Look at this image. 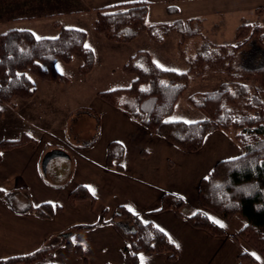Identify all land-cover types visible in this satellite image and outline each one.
<instances>
[{"label":"crops","instance_id":"obj_1","mask_svg":"<svg viewBox=\"0 0 264 264\" xmlns=\"http://www.w3.org/2000/svg\"><path fill=\"white\" fill-rule=\"evenodd\" d=\"M86 1L88 7L94 9L117 3L148 1V22L201 18L204 31L211 37H221L226 31L229 33L230 28L231 32L236 31L241 20H249L250 16L264 18V0ZM258 8L262 10L258 12ZM31 9H36V0H0V25L12 23V26L4 27H11L9 30L28 29L35 33L37 19L30 14ZM22 16L26 18L21 19ZM25 24L27 26H21ZM31 24L35 27L31 28ZM228 25L231 26L227 28ZM101 42L114 52H123L131 44L108 45L109 41ZM117 47L120 48L116 50ZM136 51L133 50L129 58ZM148 51L157 60L154 50ZM78 64L80 66L81 62ZM97 66L96 59L94 70L86 78L93 76ZM123 78H128L127 85L134 79L128 74ZM50 86L53 91L48 94L55 97L65 94L64 88L70 85ZM38 94L37 91L33 97L37 115H32L38 117L41 125L49 123L47 121L51 125L42 127V137L33 134L36 128H25L24 132L30 133L37 142L4 151L0 159V189L7 193L0 194V259L26 255L46 245L57 244L70 227L95 224L103 216L107 223L71 236L72 241L83 248V257L78 256L74 248L61 245L52 258L38 264H127L123 249L128 243L110 222L118 207L123 206L144 221L156 224L179 250L176 260H172L167 252L141 253L140 264H240L239 255L244 252L251 253L264 264V256L240 236L247 223L243 218L236 216L225 220L203 208L199 200L200 180L214 165L220 160L243 154L236 138L232 141L225 133L216 130L206 137L200 150L187 152L165 138L151 134L125 112L99 98L90 106L91 113H88L94 117L92 120H97V133L84 144H65L61 127L57 129L52 123L53 118L59 119L57 114L54 115L55 109H50V113L45 111L49 105L39 102L43 94ZM112 141L125 148L124 157L116 162L123 167L122 171L108 165V146ZM51 154L56 155L44 168L43 162ZM80 185L89 189L96 198L95 202L89 199L70 202V193ZM167 193L185 199L184 216L171 209H162L163 197ZM42 203H52L62 206V209L53 218L28 211L30 206ZM199 210L205 211L219 226L223 225L225 234L213 235L192 226L185 216Z\"/></svg>","mask_w":264,"mask_h":264},{"label":"trees","instance_id":"obj_2","mask_svg":"<svg viewBox=\"0 0 264 264\" xmlns=\"http://www.w3.org/2000/svg\"><path fill=\"white\" fill-rule=\"evenodd\" d=\"M149 5L148 1H131L98 8L95 29L110 41L123 43L131 42L144 31L158 42L172 31H178L183 41L201 33V18L148 23ZM261 10L257 9L258 12ZM54 25L60 28L56 37H37L28 29H12L0 34V103L33 97L37 88L31 75L51 82H69V77L59 72V62L70 63L77 57L82 60L79 67L82 75L87 76L94 70L96 54L87 45V33L78 28L63 27L57 22ZM253 40L264 44V25L259 21L243 19L236 28L234 42L222 44L204 40L195 56L186 59L190 66L186 71L166 69L147 51H138L122 68L125 74L134 77L130 86L100 91L97 95L125 112L151 134L159 135L187 152L200 150L206 137L216 130L235 129V138L243 154L220 160L214 165L200 180L199 200L203 208L225 220L236 216L243 218L247 223L240 236L264 255V65L255 69L234 67L239 50ZM207 72L228 74L233 79L239 73H251L256 85L233 80L223 83L217 90L194 93L188 100L202 112L204 118L198 121L170 119L191 78ZM34 141L26 134L19 139L1 141L0 159L4 151ZM124 154L125 148L121 143L110 142L108 165L122 171L123 167L116 162ZM0 194L6 193L0 189ZM88 199L96 200L83 185L69 195L71 203ZM185 204L183 197L167 193L163 197L162 209H171L184 216L182 210ZM61 209L62 206L42 203L30 206L28 211L44 218H53ZM185 217L196 228L205 229L213 235L225 234L224 229L203 210ZM110 222L128 243L123 249L127 264H140L141 253L167 252L172 260L178 258L177 246L163 230L127 208L118 207ZM103 223L107 222L102 216L95 224L74 225L59 243L46 245L26 255L1 258L0 264H38L52 258L56 248L61 245L74 248L77 255L83 257V248L75 244L71 236ZM239 260L240 264H261L249 252L240 254Z\"/></svg>","mask_w":264,"mask_h":264},{"label":"rangeland","instance_id":"obj_3","mask_svg":"<svg viewBox=\"0 0 264 264\" xmlns=\"http://www.w3.org/2000/svg\"><path fill=\"white\" fill-rule=\"evenodd\" d=\"M88 5L89 3L86 0H36V9L30 10V14H34L37 19V26L34 29L36 33L34 34L37 37L58 36L60 28L54 25L57 22L63 27L84 30L87 33V45L97 54L96 59L98 66L94 74H92L93 76L89 78H86V76L80 73L78 62L80 61L82 64V60L77 57L70 63L59 62L57 65L59 72L69 77V82L62 80L60 83L63 84H55V82L44 80L36 75H31L37 91L39 92L38 95H44L39 98V102L42 101L49 105L45 109V111L48 110V113H50V109H55L54 115L57 114V117H59L58 120L53 118L52 123L57 129L61 127V135L63 133V138H61L65 144L66 142H82V144H84V142H88L92 138L91 136L97 133V120H92L94 117L88 114L91 113L90 106H93L95 100L100 98L97 95L98 92L130 86L127 85L129 83L128 78H123L125 73L121 66L124 62L126 63L128 61L129 54L133 50L136 51L138 46L139 48L136 52L147 51L150 53L148 50L153 49L154 56L157 60H155L152 55L151 56L160 66L176 71H186L190 68L186 59L195 56L197 49L204 40L210 39L215 43L222 44L234 42L235 40V31L233 30L231 32V28L229 33L226 31L225 35L221 37H211L209 33L207 34L204 31V27L201 25V33L190 36L185 41H183L182 35L178 31H172L161 42L155 41L147 31H144L135 38L137 39L136 41H134V39L132 40L134 41L133 43H131L132 41L128 42L131 44L125 47V51L114 52V49L107 48L101 41H109L108 43L110 44L108 45L127 43L110 41L105 35L97 32L94 22L98 8L94 9L88 7ZM248 19L252 22L259 21L264 25V18L262 17L250 16ZM171 22L173 21H170V23ZM6 25L12 26V23ZM6 25H0V34H2L1 32L5 33L9 31L11 28L4 27ZM21 26H27V24ZM229 26L231 25H228L227 28H229ZM32 27L34 28L35 25L31 24V28ZM119 48L120 47H117L116 50ZM146 48L149 49L146 50ZM263 65L264 44H261L258 40H253L240 49L238 57L234 62V67L237 69H255ZM233 80L245 85H256L254 75L251 73H239L235 79L228 76V74L212 72H207L202 76H193L187 91L178 101L170 119H182L186 121L202 120L204 115L189 102L188 97L198 92L217 90L223 83L233 82ZM50 85L70 86L64 88L65 94L51 97V95L48 94L53 91ZM60 90L62 91V89ZM33 97L28 99L15 98L10 103H0V126L2 128V130L0 128V142L7 139H19L24 134L34 138L30 133L24 132L25 128H36L33 134L42 137L44 130L42 127L51 125L50 121H47L49 123L41 125V123H38V117L32 115L33 113L37 115L34 111L35 101ZM56 110L58 113H56ZM12 127H14L15 130H11ZM220 131L221 133H225L232 141H236L235 135L237 131L235 129L231 128L229 131ZM36 142L37 140L35 139V141L31 143ZM258 253L260 252L258 251Z\"/></svg>","mask_w":264,"mask_h":264},{"label":"water","instance_id":"obj_4","mask_svg":"<svg viewBox=\"0 0 264 264\" xmlns=\"http://www.w3.org/2000/svg\"><path fill=\"white\" fill-rule=\"evenodd\" d=\"M55 155H56V154H51V155H48V156L45 158V160H44V162H43V166H44V168L47 167L49 161H50Z\"/></svg>","mask_w":264,"mask_h":264},{"label":"snow or ice","instance_id":"obj_5","mask_svg":"<svg viewBox=\"0 0 264 264\" xmlns=\"http://www.w3.org/2000/svg\"><path fill=\"white\" fill-rule=\"evenodd\" d=\"M221 226H223V225H221Z\"/></svg>","mask_w":264,"mask_h":264}]
</instances>
